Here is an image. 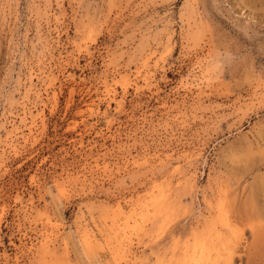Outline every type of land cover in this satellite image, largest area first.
Segmentation results:
<instances>
[{"label": "rangeland", "instance_id": "rangeland-1", "mask_svg": "<svg viewBox=\"0 0 264 264\" xmlns=\"http://www.w3.org/2000/svg\"><path fill=\"white\" fill-rule=\"evenodd\" d=\"M0 264H264V0H0Z\"/></svg>", "mask_w": 264, "mask_h": 264}, {"label": "bare ground", "instance_id": "bare-ground-1", "mask_svg": "<svg viewBox=\"0 0 264 264\" xmlns=\"http://www.w3.org/2000/svg\"><path fill=\"white\" fill-rule=\"evenodd\" d=\"M122 209V208H121ZM122 212V211H121Z\"/></svg>", "mask_w": 264, "mask_h": 264}]
</instances>
